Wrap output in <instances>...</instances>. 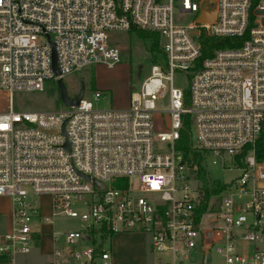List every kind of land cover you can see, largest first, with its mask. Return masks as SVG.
I'll return each mask as SVG.
<instances>
[{
	"label": "built area",
	"instance_id": "built-area-1",
	"mask_svg": "<svg viewBox=\"0 0 264 264\" xmlns=\"http://www.w3.org/2000/svg\"><path fill=\"white\" fill-rule=\"evenodd\" d=\"M203 4L214 17L197 23ZM133 28L158 34L162 64H152L128 107L95 106L102 96L95 89L59 110L12 109L15 91L40 90L96 63L115 65L120 48L109 32ZM205 37L241 41L201 58ZM176 70L189 73L187 95L173 85ZM166 93L170 128L155 145V100ZM0 98V196L12 201L0 255L13 261L31 251L39 234L33 223L51 222L32 197L49 194L53 216L78 218L83 227L65 232L59 245L53 232L44 264H112L94 242L104 232L147 234L155 264H264V161L253 148L264 132L261 0H0ZM185 116L207 187L216 183L205 178L207 159L239 171L208 197L197 164L176 149ZM130 176L146 196L133 194Z\"/></svg>",
	"mask_w": 264,
	"mask_h": 264
},
{
	"label": "rangeland",
	"instance_id": "rangeland-1",
	"mask_svg": "<svg viewBox=\"0 0 264 264\" xmlns=\"http://www.w3.org/2000/svg\"><path fill=\"white\" fill-rule=\"evenodd\" d=\"M264 5V0H261ZM191 19V15L184 17L185 21ZM111 45L120 48V60L115 65L108 67L102 63H96L81 71L73 72L63 77V83L68 95L73 96L80 90L81 78L84 79V95L90 97V93L98 89L102 96L95 103L99 108H126L130 103L133 92L140 90L144 79L150 74L153 63L162 64V54L159 51L150 50V40L140 37L133 31H111L109 32ZM93 73L94 82L91 84L90 76ZM190 84L189 73L176 70L173 74V85L188 94ZM5 101L0 98V110H5ZM12 109L15 111H54L65 108L60 99L56 81L47 80L40 90H19L11 97ZM169 106L162 100H155V112L153 113V134L155 145H163L157 138V133L168 131L170 128ZM192 137L194 133L192 131ZM239 171L235 168L223 170L213 165L210 159L206 161V180L213 182H229L233 180ZM130 189L135 195H145L140 189V181L136 176L129 177ZM146 196V195H145ZM53 198L49 194H41L32 197L34 203L39 207L42 217H49L51 222L43 223L37 221L32 228L41 233L35 240L33 246L38 249L48 246L51 232L56 237L58 245L63 243L64 233L69 230H78L83 223L78 218L66 216H53L51 202ZM77 207V205H74ZM12 201L10 196H0V232L6 231L11 224ZM212 217L209 216V220ZM213 221H216L213 218ZM214 224V223H213ZM51 231V232H50ZM97 238H99L97 236ZM52 240V239H51ZM36 244V246H35ZM103 247L110 253L112 264H155V253L151 251L150 239L143 232H118L103 240ZM36 253V248H35ZM33 254H30V257ZM37 264H43L47 251L37 254ZM20 257V256H18ZM17 257V258H18ZM198 255L192 253L191 260L196 261Z\"/></svg>",
	"mask_w": 264,
	"mask_h": 264
},
{
	"label": "trees",
	"instance_id": "trees-1",
	"mask_svg": "<svg viewBox=\"0 0 264 264\" xmlns=\"http://www.w3.org/2000/svg\"><path fill=\"white\" fill-rule=\"evenodd\" d=\"M257 0H252L253 3H256ZM131 31L137 33L142 38H147L150 40V50L151 51H160L159 49V36L156 32L133 28ZM241 40L237 38L229 37H205L201 39L202 49H201V58H205L213 54V52L220 48L231 47L234 44H239ZM91 84L94 82L93 73L90 76ZM191 124L189 116H185L182 119V125L179 132V138L176 141V149L183 153L185 159L189 161L191 165L197 164V177L202 180L203 187L206 190V197L212 193L219 192L223 185L219 182L215 183V186L212 189L207 187V182L204 180L203 174L205 172L201 161L202 157L200 152L194 147L193 141L191 138ZM254 154L257 160L264 161V132H262L259 138L256 140L254 145ZM243 154L246 153V149L243 150ZM125 181V180H124ZM122 182V180H121ZM111 235V234H110ZM109 236L108 233L104 232L95 239L97 249L103 247V240ZM9 261V258L3 255H0V262Z\"/></svg>",
	"mask_w": 264,
	"mask_h": 264
},
{
	"label": "water",
	"instance_id": "water-1",
	"mask_svg": "<svg viewBox=\"0 0 264 264\" xmlns=\"http://www.w3.org/2000/svg\"><path fill=\"white\" fill-rule=\"evenodd\" d=\"M213 17H214V7L213 6L209 7V6L205 5V4H203V7L201 9V13H200V15L197 18V23H202V22H206V21L212 20ZM54 63H55V56H54ZM56 85H57V89H58V92H59L60 99H61V101L63 102V104L65 106H75V105H77L79 99L82 97V95L85 92V83H84V79L83 78H81V81H80V90H79V92L77 93V95L74 98H70L69 97L67 89H66V87H65V85L63 83V79L62 78H59L56 81ZM163 101H164L165 104L168 103V93L165 94V96L163 98ZM64 126H65V122L62 125V132L65 134ZM65 146L67 148H69V143H68L67 138H66ZM83 177L86 180H89V177L87 175H83ZM99 185L102 186L103 183H99ZM83 238L87 239L88 237L87 236H83Z\"/></svg>",
	"mask_w": 264,
	"mask_h": 264
},
{
	"label": "crops",
	"instance_id": "crops-1",
	"mask_svg": "<svg viewBox=\"0 0 264 264\" xmlns=\"http://www.w3.org/2000/svg\"><path fill=\"white\" fill-rule=\"evenodd\" d=\"M40 234L41 233H39L38 236L35 237V240L39 237ZM49 235H50L49 244L46 247L44 246L43 249H38V247L33 246V248L31 249V251L29 253H27L25 255H19L20 257L16 256L13 261L9 260L6 262H0V264H37V260H38L37 254L41 253V251H47L49 256H47L46 260L43 262V264H44L47 260H49L51 258V253H52V250L54 247V240H53L52 232ZM36 242H34V243H36ZM36 244H35V246H36ZM35 248H36V253H35ZM30 254H33V255L30 257Z\"/></svg>",
	"mask_w": 264,
	"mask_h": 264
}]
</instances>
